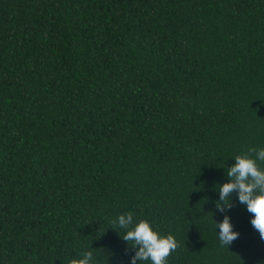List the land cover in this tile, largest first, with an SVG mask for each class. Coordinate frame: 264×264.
Segmentation results:
<instances>
[{"label":"trees","instance_id":"obj_1","mask_svg":"<svg viewBox=\"0 0 264 264\" xmlns=\"http://www.w3.org/2000/svg\"><path fill=\"white\" fill-rule=\"evenodd\" d=\"M261 147L264 0H0V264H131L129 212L168 264H264L236 193L216 206Z\"/></svg>","mask_w":264,"mask_h":264},{"label":"clouds","instance_id":"obj_2","mask_svg":"<svg viewBox=\"0 0 264 264\" xmlns=\"http://www.w3.org/2000/svg\"><path fill=\"white\" fill-rule=\"evenodd\" d=\"M235 163L228 167L227 182L219 184V201L217 209L225 212L232 207V194L236 193L239 202L252 214L250 223L261 239H264V147L250 148L247 152L235 155ZM231 201L230 203L227 201ZM115 227L123 232V241L134 250L131 264H168V257L178 245L171 233H160L153 223L147 219L137 220L134 215L121 213L113 221ZM219 229V232H217ZM231 216L225 214L222 221H216V232L222 246H229L240 236L234 230ZM70 264H100V260L92 251L83 252L73 258Z\"/></svg>","mask_w":264,"mask_h":264}]
</instances>
